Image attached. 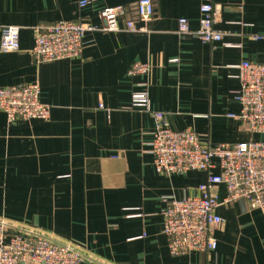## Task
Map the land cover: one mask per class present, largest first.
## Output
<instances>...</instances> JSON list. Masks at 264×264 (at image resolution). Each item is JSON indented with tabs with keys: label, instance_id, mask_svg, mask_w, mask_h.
<instances>
[{
	"label": "crops",
	"instance_id": "obj_1",
	"mask_svg": "<svg viewBox=\"0 0 264 264\" xmlns=\"http://www.w3.org/2000/svg\"><path fill=\"white\" fill-rule=\"evenodd\" d=\"M80 1L0 0V37L20 27V49L0 51V86L38 82L51 106L48 120L11 121L0 111V216L48 229L108 264H264V215L244 199L218 207L215 250L172 255L164 197L199 194L207 173L160 174L150 152L151 111L209 146L264 141L229 116L241 110L238 65L264 61V0H153L146 32L90 31L81 57L37 63L30 50L39 28L59 20L102 27L103 8L138 0ZM206 3L222 8L220 42L178 33L181 17L198 29ZM135 62L150 64L149 73L131 75ZM144 90L150 110L131 105Z\"/></svg>",
	"mask_w": 264,
	"mask_h": 264
},
{
	"label": "built area",
	"instance_id": "obj_2",
	"mask_svg": "<svg viewBox=\"0 0 264 264\" xmlns=\"http://www.w3.org/2000/svg\"><path fill=\"white\" fill-rule=\"evenodd\" d=\"M87 0H81L84 7ZM222 8L212 3L203 4L198 29L190 27L189 20H178V33L194 35L204 42H220L224 32L215 24ZM102 27L89 22L59 20L36 31L30 50L37 63L82 56L85 35L90 31L117 32L126 29L146 32L147 23L155 15L153 0H138L132 7L107 6L101 11ZM20 27L7 25L2 28L0 51L20 49ZM176 61V59H173ZM148 63L135 62L129 73L146 75ZM241 86L236 99L241 104L239 114L229 116L241 120L252 133L264 134V61L244 60L238 65ZM132 107L150 110L147 90L136 93ZM0 111L9 120H48L51 106L41 101L38 82L0 86ZM156 120L150 152L158 173L172 175L187 171H204L206 180L198 187L199 194L177 198L164 197L163 231L168 237L172 255L192 251L210 252L217 248L216 231L223 223L218 207L246 200L250 207L260 209L264 215V141L250 139L238 143H221L209 146L200 133L192 128L172 129L161 111H151ZM219 169L216 173L215 169ZM226 195L221 200L219 187ZM90 260L95 264H108L96 260L84 248L60 237L56 233L24 222L0 216V264H82Z\"/></svg>",
	"mask_w": 264,
	"mask_h": 264
}]
</instances>
